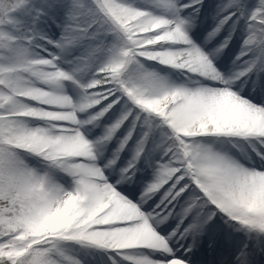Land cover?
Here are the masks:
<instances>
[{
  "label": "snow or ice",
  "instance_id": "snow-or-ice-1",
  "mask_svg": "<svg viewBox=\"0 0 264 264\" xmlns=\"http://www.w3.org/2000/svg\"><path fill=\"white\" fill-rule=\"evenodd\" d=\"M0 264H264V0H0Z\"/></svg>",
  "mask_w": 264,
  "mask_h": 264
},
{
  "label": "rangeland",
  "instance_id": "rangeland-1",
  "mask_svg": "<svg viewBox=\"0 0 264 264\" xmlns=\"http://www.w3.org/2000/svg\"><path fill=\"white\" fill-rule=\"evenodd\" d=\"M70 91H72V89H69Z\"/></svg>",
  "mask_w": 264,
  "mask_h": 264
}]
</instances>
